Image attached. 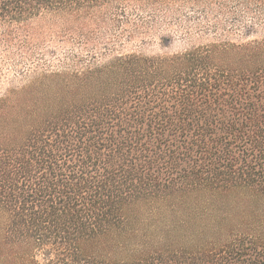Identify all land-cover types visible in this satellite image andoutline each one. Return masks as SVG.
I'll return each mask as SVG.
<instances>
[{
  "label": "trees",
  "instance_id": "16d2710c",
  "mask_svg": "<svg viewBox=\"0 0 264 264\" xmlns=\"http://www.w3.org/2000/svg\"><path fill=\"white\" fill-rule=\"evenodd\" d=\"M17 40L110 57L0 97V264H264V0H0Z\"/></svg>",
  "mask_w": 264,
  "mask_h": 264
},
{
  "label": "rangeland",
  "instance_id": "374dc122",
  "mask_svg": "<svg viewBox=\"0 0 264 264\" xmlns=\"http://www.w3.org/2000/svg\"><path fill=\"white\" fill-rule=\"evenodd\" d=\"M237 37L241 38L244 31L242 27L236 30ZM193 38L185 37L179 27L159 25L157 29L144 42L136 41L127 46L128 50H135L143 55H170L182 52L200 39L212 37V33L194 34ZM167 39V41H165ZM37 43V42H35ZM79 48L65 50L60 54L52 55V47L48 52H43L40 45L32 46L29 43L16 41L12 44L0 43V97L11 88L21 87L32 81L37 74L45 70H55L59 66L58 61H68L74 56L87 61L95 56L98 62L107 60L110 52L101 51L97 55L91 52H81ZM94 58V59H95Z\"/></svg>",
  "mask_w": 264,
  "mask_h": 264
}]
</instances>
